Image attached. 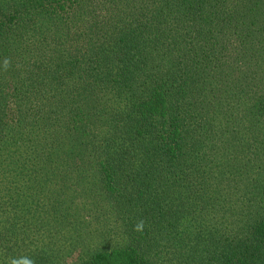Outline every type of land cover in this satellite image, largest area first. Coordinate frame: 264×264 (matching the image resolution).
Wrapping results in <instances>:
<instances>
[{"label": "trees", "instance_id": "16d2710c", "mask_svg": "<svg viewBox=\"0 0 264 264\" xmlns=\"http://www.w3.org/2000/svg\"><path fill=\"white\" fill-rule=\"evenodd\" d=\"M25 256L264 264V0H0V264Z\"/></svg>", "mask_w": 264, "mask_h": 264}, {"label": "clouds", "instance_id": "9594fccd", "mask_svg": "<svg viewBox=\"0 0 264 264\" xmlns=\"http://www.w3.org/2000/svg\"><path fill=\"white\" fill-rule=\"evenodd\" d=\"M10 66V60L5 58L3 61L4 70H7ZM144 221L140 220L134 225V231L142 232L144 229ZM8 264H36V261L31 257H19V258H12L8 261Z\"/></svg>", "mask_w": 264, "mask_h": 264}]
</instances>
